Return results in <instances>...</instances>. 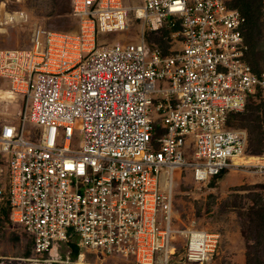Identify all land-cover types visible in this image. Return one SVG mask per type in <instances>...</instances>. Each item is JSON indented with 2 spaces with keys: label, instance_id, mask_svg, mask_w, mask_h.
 Masks as SVG:
<instances>
[{
  "label": "built area",
  "instance_id": "2783aa9c",
  "mask_svg": "<svg viewBox=\"0 0 264 264\" xmlns=\"http://www.w3.org/2000/svg\"><path fill=\"white\" fill-rule=\"evenodd\" d=\"M130 12L148 30L177 26L179 48L163 53L144 30L100 37ZM70 14L75 31L36 27L29 47L0 48V78L20 99L0 126V218L23 227L35 258L77 235L81 254L167 264L175 171L203 182L242 166L264 182V137L259 162L235 164L246 135L226 126L250 98L264 106L246 18L230 0H70ZM217 245L192 228L182 259L202 263Z\"/></svg>",
  "mask_w": 264,
  "mask_h": 264
},
{
  "label": "rangeland",
  "instance_id": "374dc122",
  "mask_svg": "<svg viewBox=\"0 0 264 264\" xmlns=\"http://www.w3.org/2000/svg\"><path fill=\"white\" fill-rule=\"evenodd\" d=\"M124 1L130 8L142 3V0ZM8 13L21 16L10 20ZM128 17L124 31L102 33L100 37L128 42L136 40L144 30L146 40L157 45L163 53L179 48L177 26L148 30L143 21L136 19L131 12ZM169 20L170 16L167 17ZM250 20L244 33L249 48L247 58L259 73L264 71V0H260V11L253 13ZM36 27L75 31L78 26L70 14V0H0V48L29 47ZM0 88H9L3 78H0ZM19 109V97L15 96L12 101L0 99V126L16 121ZM226 126L245 132L243 155L260 154L264 137V106L259 100L250 98L243 110L230 114ZM184 147L185 156L192 158V144ZM232 168L243 172L247 181L228 189L220 187L218 178L221 175L210 178L206 183H197L190 168L174 172L171 213L174 229L171 247L174 253L167 264H264V219L261 217L264 213L261 197L264 182L246 167ZM192 228L218 234L217 249L202 263L182 259L187 233ZM70 239L76 243L78 237L73 235ZM70 244L61 243L50 255L35 258L31 253L30 237L23 227L9 220L7 213L0 218V264H45L51 260H58L61 264H78L80 261L86 264H133L117 257L96 258L92 254H81V250L67 261L65 257L69 255Z\"/></svg>",
  "mask_w": 264,
  "mask_h": 264
},
{
  "label": "trees",
  "instance_id": "16d2710c",
  "mask_svg": "<svg viewBox=\"0 0 264 264\" xmlns=\"http://www.w3.org/2000/svg\"><path fill=\"white\" fill-rule=\"evenodd\" d=\"M230 6L239 9V11L246 18V24H248V22L251 21V17H253V13L255 14L260 11V0H233L230 2ZM221 173L219 175H221ZM5 213L6 210H4V214ZM261 217L264 219L263 212L261 214ZM69 247L73 251V255H77L79 253L80 249L75 243H71Z\"/></svg>",
  "mask_w": 264,
  "mask_h": 264
},
{
  "label": "crops",
  "instance_id": "0c3cea01",
  "mask_svg": "<svg viewBox=\"0 0 264 264\" xmlns=\"http://www.w3.org/2000/svg\"><path fill=\"white\" fill-rule=\"evenodd\" d=\"M258 177H260V180L261 179L263 180V178H261V176H258ZM218 179H219L218 183H219L220 187L228 189L230 187L240 185V184L246 182L247 176L243 172H240L238 169L229 167V168H226L222 171L221 176ZM207 181H209V180H206L203 182H197V183H206Z\"/></svg>",
  "mask_w": 264,
  "mask_h": 264
},
{
  "label": "bare ground",
  "instance_id": "6f19581e",
  "mask_svg": "<svg viewBox=\"0 0 264 264\" xmlns=\"http://www.w3.org/2000/svg\"><path fill=\"white\" fill-rule=\"evenodd\" d=\"M20 16L21 15L19 13H13L11 15L10 13L7 14V18H9L10 20L12 18L17 19ZM13 98H15V95L9 89L0 88V99H7L9 101H12ZM259 161H260L259 156H254V155H240V156L233 157V162L235 164L247 163V162H259ZM170 250L172 251V247L170 248ZM78 264H86V263L80 261Z\"/></svg>",
  "mask_w": 264,
  "mask_h": 264
},
{
  "label": "flooded vegetation",
  "instance_id": "af4514ba",
  "mask_svg": "<svg viewBox=\"0 0 264 264\" xmlns=\"http://www.w3.org/2000/svg\"><path fill=\"white\" fill-rule=\"evenodd\" d=\"M68 253H69V255L67 257L64 256L65 260H67V261L70 259V256L73 255V251L69 248ZM45 264H61V262L58 260H51L50 262L45 263Z\"/></svg>",
  "mask_w": 264,
  "mask_h": 264
}]
</instances>
